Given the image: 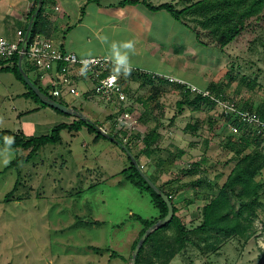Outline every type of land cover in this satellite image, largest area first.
Wrapping results in <instances>:
<instances>
[{"label": "rangeland", "instance_id": "374dc122", "mask_svg": "<svg viewBox=\"0 0 264 264\" xmlns=\"http://www.w3.org/2000/svg\"><path fill=\"white\" fill-rule=\"evenodd\" d=\"M118 1L122 0H93L90 7L94 10V4L107 5ZM198 1L152 0V4L172 3L183 9ZM46 4L54 5L52 0ZM138 7L150 12L146 14L153 19L154 32L146 42L158 50L149 51L146 42H139L131 32L122 39L119 32L121 39L116 42V49L110 56L121 61L123 67L190 85L193 93L194 89L210 93L208 88L212 81L228 83L231 72L234 83L226 90L229 101L239 109L250 101L257 109L264 101V31L245 35L223 54L199 45L194 33L169 13L160 11L152 14L145 6ZM1 36L7 38L5 34ZM57 36L55 41L62 47L65 43L63 34ZM106 38L110 44L109 36ZM112 45L114 48L113 40ZM30 66L26 60L23 68L35 80ZM243 76L252 81L258 79L259 87L255 93L244 87L240 95H235ZM123 77L126 78V81L121 78L123 87L131 89V97L127 96L123 103L85 97L91 85L80 81L76 84L78 96L66 91L59 99L75 114L66 116L50 107L42 108L34 118L31 116L40 124L19 126L16 115L33 110L38 104L21 96L28 92V88L14 74H0V130L21 133L26 138L41 137L49 135L57 125L72 124L83 115L98 123L102 132L119 134L135 155L144 147V136L161 123L160 138L154 146L158 148L157 153L150 159L140 156L138 162L142 173L147 177H159L160 185L166 191H177L184 185L174 197L179 209L178 217L188 231H194L202 222L201 212L207 197H214L219 190L214 185L194 187L193 183L201 177L214 181L218 174H222L218 184L223 186L226 183L237 164L232 160L234 152L227 148V139L231 137L238 141V128L231 119L224 117L223 107L211 109L202 104L197 110L196 105H186L180 112L177 104L184 90L175 85L158 80L153 85L146 81L142 84L130 81L125 74ZM155 90L160 92L159 99L148 100ZM6 91L14 93L13 105L2 98ZM141 114H147L150 121L140 122L138 117ZM174 116L177 117L173 123ZM122 119H125L124 127L120 129ZM209 119L216 125H212ZM197 122L198 132L194 134L185 130L188 124ZM123 132H127V136ZM138 134L141 135L139 139L136 138ZM249 136L256 139L252 149H260L264 154V135L258 138L253 134ZM94 138L95 135L86 128L79 133L65 130L61 134V142L43 147L30 162L9 170L6 169L17 156L28 152L19 150L16 153L0 144V264L132 263L133 246L145 228L135 215L154 221L160 218L161 213L149 194L126 180L123 171L131 167V156L123 146L109 139L96 143ZM205 139L211 141L207 154L203 151ZM180 150L186 151L182 158L179 157ZM195 163L203 167L201 173H187ZM257 180L264 185V170ZM18 181L15 195L11 201L4 202ZM169 181L172 182L167 184ZM261 201L264 205V194ZM263 222L264 207L255 222L256 233L249 241L241 238L226 240L216 250L197 247L199 243L195 237H191L192 242L181 243L178 228L173 226L156 237L157 241L161 239L160 244L153 242L146 247L141 264H259L264 259ZM165 242L170 246L168 252L157 258L156 248L159 245L165 247ZM173 248L177 252L172 257L170 249Z\"/></svg>", "mask_w": 264, "mask_h": 264}, {"label": "trees", "instance_id": "16d2710c", "mask_svg": "<svg viewBox=\"0 0 264 264\" xmlns=\"http://www.w3.org/2000/svg\"><path fill=\"white\" fill-rule=\"evenodd\" d=\"M39 1L40 0H35V7L30 12V19L37 12ZM46 3H48V0H43V6L38 15L35 17L32 29L27 38L29 44H31L41 35H49V23L44 21V12L47 5ZM138 5L145 6L151 12L165 11L169 13L175 21L181 23L184 27L194 33L199 45L203 46L204 48L218 50L223 54L225 52L227 53V48L232 43H235L245 35L255 34L257 31H264V0H200L185 6L183 9H179L177 5L172 3L154 5L152 4V0H122L114 6L124 8L126 6ZM27 31L28 27L24 31H21L24 37L26 36ZM19 56L20 55L16 54L11 60H0V74H14L16 79L23 82L28 88V92L21 96L35 101L39 106V108L24 113L22 112L20 115L30 114L39 111L41 108H48L49 106L44 104L35 94V92L26 84L18 65ZM26 60V58L23 60L22 69L30 77L29 72L23 68L25 66ZM29 69L32 73H36L32 66H30ZM117 70L120 73L123 72L127 79H130L132 82L139 81L143 84L146 81L153 85L155 83L154 81L158 80L167 85H175L181 90H184L182 93L183 97L177 104L180 112H183L186 105H196L197 110L202 104L208 105L211 107V109L218 107V103L214 101L212 97L222 101L230 100V97H227L226 95V90H229L234 83V78L230 72L229 82L216 83L212 81V84L208 88L210 96H206L204 94L205 91L198 92L197 90L193 93V89L190 85L176 83L174 81L171 82L170 80L163 79L162 77L158 79V77H156L157 75L151 76L150 73H145L139 71L138 69L118 66ZM36 75L37 76L34 77L35 80H32L30 77L34 85L39 87L51 99H55L51 95L52 88H45L42 86L41 76L37 73ZM123 79L126 81L125 77H123ZM257 80L258 79L256 78L255 81H252L249 77L243 76L241 83L238 84L235 95H240L244 87H246L249 92L255 93L259 87ZM125 93L128 97H131L130 87L126 86ZM159 97L160 92L155 90L152 97H150L148 100L156 101L159 99ZM232 100H234V98H232ZM57 102L63 104L59 100H57ZM143 104L145 105V103ZM157 107L159 108L160 105H157ZM241 109L256 113L261 121H264V101L260 103L257 109L254 107L253 101L247 102ZM53 110L59 114L70 116L56 109ZM223 114L225 115L224 117H227L229 120L231 119L233 121V125L238 128L239 132L238 141H234L231 137H228L227 139V148L234 152L232 160L237 161L232 173L223 186L218 184L222 174H218L214 181L209 180L207 177H201L195 183H193L194 187H201L203 185H209L210 187L211 185H214V188L219 190L214 197H207V202L201 212L202 222L199 227L194 229V231H188L181 219L178 217L179 209L175 203L174 197L175 194L177 195L182 191L184 185L181 184L182 188L179 189L178 187L177 191H166L164 188H162V185H160L159 177L154 175L149 176V179L170 198L174 206V217L166 225H162L148 236L140 249L136 264H141L142 256L146 250V247L153 242L160 244L159 241L161 239H158L157 241L156 237H158L160 233H163L173 226H177L178 228L179 241L181 243H187L189 241L192 242L193 240L191 237H195L199 243L197 247L201 248L202 250H216L218 245L225 243L226 240L234 238H241L249 241L252 237V234L256 233L257 228L255 227V222L259 218L260 209H263L264 207L261 201V198L264 194V185L257 180L264 170V154L260 151V149H252V147L255 146L254 144L256 139H252L249 134L256 135V138L261 135L254 133V131L251 130L249 126H246L238 118L232 119L231 115L227 116L224 112ZM176 117L177 116H174L172 118L171 121L173 123L176 120ZM148 118L149 117L147 114H141V116L138 117V120L140 122L147 123L150 121ZM157 120L159 119L157 118ZM209 122L212 125H216L212 119H209ZM161 126V123H159L144 136L142 140L144 147L139 151V153L135 155H133L134 152L129 143H124V139L121 138L119 134L113 135L110 132H102V127L98 125V123L92 121L91 119L81 117L75 120L72 124H59L52 129L49 135L41 137L26 138L21 133L17 134L16 132H12L10 130H0V144L6 148L14 150L16 153H18L19 150L28 152L27 155L17 156V158L10 163L6 170L16 167L20 164L30 162L43 147L47 145H56L61 142V134L65 130L79 133L84 128H86L90 134L95 135L94 141L96 143L101 139H109L114 143L122 145L131 156V167L123 171V173L126 175V180L136 185L143 193L149 194L157 204L161 213L160 218L154 221H148L146 219H142V217L138 215H135L136 218L139 219L145 226L140 234L139 239L133 246V250H135L138 242L145 232L157 222L163 220L169 212L165 201L143 178L140 168L141 164L138 162V158L140 156H145L146 158L150 159L155 153H157L158 148H154V146L160 138L159 129ZM185 130L193 131L195 134L199 131L198 122L194 123V125L188 124ZM123 133L125 136H127V132ZM136 138H141V135L138 134ZM131 140L132 139H130V141ZM203 145L204 154H207V151L211 146V141L209 139H205ZM185 154V150L179 151L180 158L185 156ZM133 159L136 161L137 167L135 166ZM202 170L203 167L201 164L195 163L192 165V168L186 172L189 174H200ZM178 180V182L181 183L180 179ZM170 182L172 181H169L167 184H170ZM18 186L19 181L16 183L13 191L6 196L4 202L11 201V197L15 195ZM19 200H21V198H19ZM163 244H165V247H161L162 245H159L156 248L155 255L157 258L162 257L164 252H168L167 249L169 243L165 242ZM170 250L171 256H175L177 251L174 248ZM114 256L119 257L116 254ZM259 264H264V259Z\"/></svg>", "mask_w": 264, "mask_h": 264}, {"label": "crops", "instance_id": "0c3cea01", "mask_svg": "<svg viewBox=\"0 0 264 264\" xmlns=\"http://www.w3.org/2000/svg\"><path fill=\"white\" fill-rule=\"evenodd\" d=\"M52 2L54 5L47 4L44 12V21L49 23V35H41L40 38L50 39L56 43L55 37L59 33H62L66 43L64 45L61 44L62 48L81 59L109 57L121 65V61L115 60V58L110 56L115 51L119 39L121 37L123 39V36L127 37L131 32L137 36L136 38L139 42L143 43L154 32L153 19L146 14L150 12L147 10L146 12L142 11L137 6L119 8L114 6L120 2L118 1L107 5L101 3L94 4L93 10L91 9V0H52ZM34 7L35 0H0V30H2V34L0 35L5 34L7 35V38L4 37L5 39L9 40L8 37H10V42H16L18 40V32L24 31L29 27L32 19L29 18L30 12ZM119 32L121 33V37L118 34ZM106 36H109L110 44L107 42ZM69 38L70 41H68ZM78 40L79 42L76 43ZM146 44L149 51L158 50L156 46L152 47L148 42ZM161 44L162 46L165 45V43ZM135 45L137 47V44ZM158 60L161 61L160 58ZM33 74V76H37L36 73ZM12 95L14 93L11 94L6 91L2 95V98L13 105L15 99ZM36 108H39V106ZM12 110H14V106ZM42 110L41 108L39 111L30 114L20 115L21 113H19L16 115L19 126L22 124L34 126L40 124L41 122L38 123L35 119L32 120L31 116L34 118Z\"/></svg>", "mask_w": 264, "mask_h": 264}, {"label": "built area", "instance_id": "2783aa9c", "mask_svg": "<svg viewBox=\"0 0 264 264\" xmlns=\"http://www.w3.org/2000/svg\"><path fill=\"white\" fill-rule=\"evenodd\" d=\"M23 50H25V58L41 76L42 85L45 88H52L51 95L55 101L59 100L66 91L78 96L76 84L80 81L89 82L91 85L85 97H98L102 101L110 99L108 101H119V103H123L127 98L126 86L122 85L123 75L117 70L121 65L109 57L81 59L73 53L66 52L50 39L38 37L29 44L27 37L21 32L16 42L0 37V60H11L16 54L21 55ZM204 94L210 96V93ZM212 99L218 103V107L225 109L223 112L227 116L231 115L232 119L238 118L254 133L264 135V121H261L256 113L239 109L229 100L222 101L213 97ZM120 121L122 122L120 129H123L125 119Z\"/></svg>", "mask_w": 264, "mask_h": 264}, {"label": "water", "instance_id": "95a60500", "mask_svg": "<svg viewBox=\"0 0 264 264\" xmlns=\"http://www.w3.org/2000/svg\"><path fill=\"white\" fill-rule=\"evenodd\" d=\"M43 6V0L39 1V6H38V10L35 13V15L32 17L31 22L29 24L28 27V31L26 34V37L28 38L29 33L32 29L35 17L38 15V13L40 12L41 8ZM25 59V50H23V53L19 56V68L23 74L24 80L26 82V84L35 92V94L39 97V99L46 105H48L49 107L56 109L58 111H61L64 114L67 115H72L75 114V112L71 109H69L68 107L64 106L63 104L55 101L54 99H51L48 95H46L39 87L35 86L34 83L31 81L30 77L23 71L22 69V64H23V60ZM79 117L84 118L83 115H80ZM133 162L135 164V166L137 167V163L136 161L133 159ZM143 178L147 181V183L151 186V188L165 201V203L168 206V214L167 216L157 222L155 225H153L151 228H149L145 234L141 237L140 241L138 242L135 250H134V254L132 256V263L131 264H136L137 262V257L139 255L140 249L143 246V244L145 243L146 239L148 238V236L155 230H157L158 228H160L162 225H166L173 217H174V206L170 200V198L165 195L164 192H162L150 179L149 177H147L144 173H142Z\"/></svg>", "mask_w": 264, "mask_h": 264}]
</instances>
